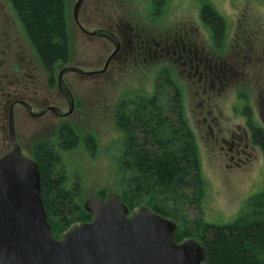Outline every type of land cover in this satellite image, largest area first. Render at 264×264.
Masks as SVG:
<instances>
[{
    "label": "rangeland",
    "instance_id": "rangeland-1",
    "mask_svg": "<svg viewBox=\"0 0 264 264\" xmlns=\"http://www.w3.org/2000/svg\"><path fill=\"white\" fill-rule=\"evenodd\" d=\"M78 1L65 0L69 58L50 72L10 1L0 0V158L12 150L9 117L17 103L16 137L26 157L33 159L37 142H55L59 129L71 125L81 139L74 151L62 153L67 188L80 193L83 205L102 191L105 197L121 196L125 134L116 112L130 113L128 101L151 96L158 83L173 77L199 143L206 182L203 218L221 226L236 221L247 200L264 189V154L255 135L256 126L264 130V0H205L225 22L215 45L201 19L200 0H171L158 11L151 0H84L76 20ZM99 30L111 31L121 42L120 56L105 74L98 71L115 47L105 36L92 35ZM69 68L80 71L62 77L74 99L70 114V103L56 86L58 74ZM216 68L226 69L228 81L212 82L210 71ZM202 73L208 75L203 81ZM241 91L249 110L238 97ZM168 93H175L173 87ZM51 105L69 115H40ZM91 135L98 144L94 150L85 139Z\"/></svg>",
    "mask_w": 264,
    "mask_h": 264
},
{
    "label": "trees",
    "instance_id": "trees-1",
    "mask_svg": "<svg viewBox=\"0 0 264 264\" xmlns=\"http://www.w3.org/2000/svg\"><path fill=\"white\" fill-rule=\"evenodd\" d=\"M23 22L27 40L43 67L52 72L70 53L65 0H9ZM171 0H151L154 11L166 9ZM203 2L201 17L216 39L225 27L220 13ZM173 87L171 96L168 89ZM137 110L121 116L118 127L124 132L122 201L131 211L150 207L177 223L175 241H198L205 264H264V189L251 196L236 221L228 225L207 223L202 215L206 182L195 135L184 116V99L173 77L158 83L154 97L128 101ZM171 108V109H170ZM264 152V139L256 132ZM79 132L65 124L55 142L39 141L33 160L41 174V196L56 238L73 224L91 222L92 216L79 203L80 193L67 188L62 153L74 151ZM88 147L97 148L95 136L85 138ZM74 190V191H73ZM106 193L98 194L102 199ZM189 210L199 212L188 216Z\"/></svg>",
    "mask_w": 264,
    "mask_h": 264
},
{
    "label": "water",
    "instance_id": "water-1",
    "mask_svg": "<svg viewBox=\"0 0 264 264\" xmlns=\"http://www.w3.org/2000/svg\"><path fill=\"white\" fill-rule=\"evenodd\" d=\"M83 2L75 6L76 20ZM114 44L115 55L119 43ZM70 71L80 72L69 68L60 74L63 91L62 75ZM73 107L72 97L69 114ZM13 108L9 117L12 150L0 158V264H205L198 241H175L173 219L150 207L131 211L115 194L91 198L84 207L92 221L75 223L56 238L41 196L39 166L22 153Z\"/></svg>",
    "mask_w": 264,
    "mask_h": 264
},
{
    "label": "flooded vegetation",
    "instance_id": "flooded-vegetation-1",
    "mask_svg": "<svg viewBox=\"0 0 264 264\" xmlns=\"http://www.w3.org/2000/svg\"><path fill=\"white\" fill-rule=\"evenodd\" d=\"M201 19H202V17H201ZM202 21H203V19H202ZM204 22V21H203ZM205 23V22H204ZM205 26L208 28V30L210 31V34H211V36H212V41L214 42V45H215V43H216V39L213 37V35H212V32H211V29L206 25V23H205ZM94 35H96V36H98V35H101V36H105L106 37V39L107 40H109L110 42H111V44H113L114 45V52L116 51V46H115V44H114V42H118L119 43V50H118V52L114 55V52L111 54V56L109 57V59H108V61H107V63H106V65L104 66V68L102 69V70H100V71H98V73H102V74H105L106 73V71H107V69H108V67L110 66V64L118 57V56H120V52H121V42L119 41V39L111 32V31H103V30H99L98 32H96V34H94ZM140 44H142L141 42H140ZM141 48L142 47H140V50H141ZM133 50V49H132ZM136 54H138L139 56H141L142 54H143V52L142 51H140V52H138L137 50H136ZM156 55H157V52H156ZM146 60V59H145ZM121 61L122 62H124L125 61V59H124V54H123V57H122V59H121ZM196 69L197 70H199V65L196 67ZM64 71V70H63ZM62 71V72H63ZM62 72H60L59 74H58V77H57V79H56V86H57V88H58V90L62 93V95L64 96V98L68 101V103H70V106L72 105V97L70 96V94H69V92H67L66 91V88L68 89V87H67V84H66V82L63 80V87H64V91L63 90H61L60 88H59V83H60V79H59V77H60V74L62 73ZM211 72V77H212V82H214V81H219V82H225V81H228V75H226L225 73H226V69L224 70V69H221L220 71H219V69L218 68H216V70L215 71H213V70H211L210 71ZM52 76H53V74H52ZM52 76H51V79H52V81L54 80V78H52ZM64 76V74L62 75V77ZM204 76H208V75H205L204 73H202L201 74V76H200V79L201 78H206V77H204ZM208 78V77H207ZM214 80V81H213ZM201 81H203V79H201ZM54 82H55V80H54ZM213 86V85H212ZM154 95H155V93L154 94H152L151 96H145V97H143V98H147V99H150V98H152V97H154ZM238 97H239V99L240 100H242V102H243V104H244V106H245V109H247V110H249V109H251V105H250V102H249V98H248V96H247V94L245 93V92H243V91H241V92H239V94H238ZM74 100V99H73ZM132 101H133V99H131ZM17 103H14V104H12V106L14 105H16ZM19 104H21L22 106H24L25 107V109H26V111H28L32 116H38V114H35V113H33V111H32V108H31V106L30 105H28L27 103H24V102H20L19 101ZM129 108H130V113H126V112H116V115H115V121H116V124H117V127H118V120H119V117H121V116H123V115H125V116H133V113H134V111L135 110H137V107H135L134 105H129L128 106ZM171 109V108H170ZM183 111H184V116H185V118L187 119V121H188V124L190 125V122H189V118H188V116H187V113H186V110H185V106H183ZM48 113H53L54 115H56V116H58V117H66L67 115H69V114H66V113H64V112H62L61 111V109L59 108V106H57V105H51V107H48V109L47 110H45V111H43L40 115H42V116H44V115H46V114H48ZM102 119V118H101ZM250 121V123H252L253 124V120H252V118L249 120ZM191 127V126H190ZM191 129H192V131H193V133H194V135H195V138H196V141H197V144H198V147H199V143H198V140H197V137H196V134H195V132H194V130H193V128L191 127ZM256 130H259L260 131V133H261V135L263 136V139H264V130L261 128V127H258V126H256ZM124 138H125V135H124ZM262 151H263V149H262ZM199 153H200V148H199ZM263 154H264V152H263ZM200 156H201V153H200ZM106 198V197H105ZM104 198V199H105Z\"/></svg>",
    "mask_w": 264,
    "mask_h": 264
}]
</instances>
